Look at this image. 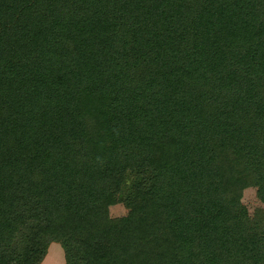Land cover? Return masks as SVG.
Returning a JSON list of instances; mask_svg holds the SVG:
<instances>
[{"label":"trees","instance_id":"16d2710c","mask_svg":"<svg viewBox=\"0 0 264 264\" xmlns=\"http://www.w3.org/2000/svg\"><path fill=\"white\" fill-rule=\"evenodd\" d=\"M251 182L264 0H0V264H264Z\"/></svg>","mask_w":264,"mask_h":264},{"label":"rangeland","instance_id":"374dc122","mask_svg":"<svg viewBox=\"0 0 264 264\" xmlns=\"http://www.w3.org/2000/svg\"><path fill=\"white\" fill-rule=\"evenodd\" d=\"M253 174V170H250ZM252 183L254 185H252ZM131 182L124 181L123 187L124 191H128L130 188ZM257 183L251 182L250 187L244 190L242 196V205L246 208L248 215L250 216L252 221H257V228L259 229V235L264 239V205L257 199L256 191H257ZM128 213V209L125 206V200L123 195H119L114 198V202L112 206L109 208V216L111 218H119L126 216ZM255 232H256V224H255ZM250 242V241H249ZM250 244H253L250 242ZM256 247L260 248L264 251V241L260 245H256ZM41 264H64V255L61 248L56 244H51L48 248L47 255Z\"/></svg>","mask_w":264,"mask_h":264}]
</instances>
